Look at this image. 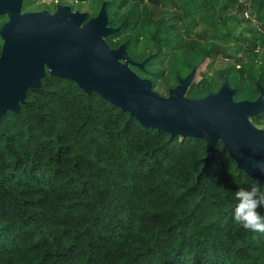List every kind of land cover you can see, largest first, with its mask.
I'll return each mask as SVG.
<instances>
[{"label":"trees","instance_id":"obj_1","mask_svg":"<svg viewBox=\"0 0 264 264\" xmlns=\"http://www.w3.org/2000/svg\"><path fill=\"white\" fill-rule=\"evenodd\" d=\"M177 1L172 16L184 33L167 29L163 0H123L108 44H126L136 62L152 56L146 70L132 69L160 95L197 68L187 97L228 82L237 101H255L264 87V0ZM124 4L132 6L121 13ZM217 16L220 34L189 38ZM218 35L241 43L248 58L223 48ZM164 48L166 66L153 69ZM252 121L263 127L264 112ZM207 154L204 139L145 128L96 92L48 73L19 114L0 117V264H264V233L233 219L235 191L264 183L239 169L221 141L198 181Z\"/></svg>","mask_w":264,"mask_h":264},{"label":"water","instance_id":"obj_2","mask_svg":"<svg viewBox=\"0 0 264 264\" xmlns=\"http://www.w3.org/2000/svg\"><path fill=\"white\" fill-rule=\"evenodd\" d=\"M23 1L0 0V16L9 21L0 34V117L8 111L19 114L29 88H39L49 74L75 82L83 91L96 92L106 101L135 117L143 127L164 131L173 137L204 139L208 149L205 173L222 142L239 169L264 183V174L253 167L264 160V129L252 118L264 112V87L257 85L255 101L234 98L228 82L202 98L187 97L197 68L178 79L168 96L153 89L150 79L132 67L146 70L152 56L136 62L126 44L111 48L106 38L118 29L109 27L108 10L103 4L99 14L86 21L87 14L62 6L55 14L47 11L21 14Z\"/></svg>","mask_w":264,"mask_h":264},{"label":"rangeland","instance_id":"obj_3","mask_svg":"<svg viewBox=\"0 0 264 264\" xmlns=\"http://www.w3.org/2000/svg\"><path fill=\"white\" fill-rule=\"evenodd\" d=\"M68 0H64V2H66ZM69 4H72L73 2H68ZM178 4V1L177 0H163V9H164V13H165V18H166V27L167 29H169V31H172L171 28L172 27H176V30L177 32H180V33H184V29L183 27H181L180 23L178 21H175L174 20V17L172 16L174 13H180L179 12V6L177 5ZM78 8L80 7L81 10H87V12L90 10V3L87 2L85 5H82V4H78L77 5ZM132 5L130 4L129 6H127V10L131 7ZM246 15H248V13H246ZM248 17V16H247ZM221 19L219 16L216 17V19L214 20V22L211 24V25H201L195 29H193L192 31L190 30L189 31V38L191 39H199L198 37H200L199 40H202V41H210L208 40L209 37L212 35V34H220V29L221 27ZM231 27H236V32H239V33H244L245 31L242 30L244 27H242V24L238 25V20L233 19L232 21V24H231ZM240 27V28H239ZM242 28V29H241ZM235 32V33H236ZM263 32V30H262ZM246 34V33H245ZM245 34H234V35H238V37H241V35H243V38H246V36H249V35H245ZM171 35H175V34H171ZM200 35V36H199ZM254 35V34H252ZM221 36V35H220ZM219 35L215 38V41H217L218 43H220L223 48L225 49H230L234 56L237 57V58H243L244 60H246V57L245 58V55L243 53V51L239 48L240 44L239 42L237 41H234V40H231L229 41L228 39H221ZM179 38H181V40L183 41H187L189 38L186 36V33L185 34H182ZM188 38V39H186ZM249 38H252L251 36H249ZM118 40L115 39L114 42H117ZM248 41V40H247ZM143 40H140L137 44V51H141L143 50ZM245 48H247V44H243ZM174 48V47H172ZM164 52H165V55L164 56H161L160 58L156 59L155 61L152 62V68H158V67H164L166 66L168 60H169V57H170V52L171 51H167L166 48H164ZM141 52H139L140 54ZM138 54V55H139ZM224 54L221 55V59L219 60L220 62H223V58H224ZM228 66H232L236 63V61L234 60H230L229 62H226ZM163 96V95H162ZM264 129V126L261 127Z\"/></svg>","mask_w":264,"mask_h":264},{"label":"clouds","instance_id":"obj_4","mask_svg":"<svg viewBox=\"0 0 264 264\" xmlns=\"http://www.w3.org/2000/svg\"><path fill=\"white\" fill-rule=\"evenodd\" d=\"M253 167L264 174V160L254 161ZM234 199L237 202L233 209L234 222L245 230L264 233V214L260 212L264 208V190L259 185L240 187L235 191Z\"/></svg>","mask_w":264,"mask_h":264},{"label":"flooded vegetation","instance_id":"obj_5","mask_svg":"<svg viewBox=\"0 0 264 264\" xmlns=\"http://www.w3.org/2000/svg\"><path fill=\"white\" fill-rule=\"evenodd\" d=\"M68 2H73L72 4H69ZM87 2L90 3V10L87 12V10H81V8H78V4L85 5ZM100 6L99 8H96L94 6L93 0H68L64 2V0H27L23 1L22 6H21V14L25 13H39V12H44L47 11L49 14L53 15L55 14L62 6H70L72 12H80V13H86L87 18L86 21L95 18L99 12L101 11V8L104 3H106L107 10H108V25L109 27L118 29L117 27H114L110 25V21L112 16L115 13V8L117 5L122 4L123 0H99ZM115 2V5L112 3ZM127 10V5L124 4L120 12L123 13ZM9 21V16L8 15H1L0 16V34H17V32L12 31V32H2L1 28L2 26ZM118 31H116L113 34H116ZM1 37V36H0ZM3 46V43H2ZM119 47V46H118ZM118 47H115L114 49H117ZM2 49V48H1ZM1 53V52H0ZM47 74L49 73L48 69H46Z\"/></svg>","mask_w":264,"mask_h":264},{"label":"built area","instance_id":"obj_6","mask_svg":"<svg viewBox=\"0 0 264 264\" xmlns=\"http://www.w3.org/2000/svg\"><path fill=\"white\" fill-rule=\"evenodd\" d=\"M260 51H261V49H260V48H257V49H256V52H260Z\"/></svg>","mask_w":264,"mask_h":264}]
</instances>
